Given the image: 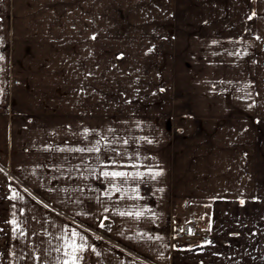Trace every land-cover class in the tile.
Here are the masks:
<instances>
[{"label":"crops","instance_id":"crops-1","mask_svg":"<svg viewBox=\"0 0 264 264\" xmlns=\"http://www.w3.org/2000/svg\"><path fill=\"white\" fill-rule=\"evenodd\" d=\"M261 2L250 12V0H0V264H63L61 245L79 233L37 214L3 177L8 135L22 125L19 138H37L24 122L34 117L57 121L55 142L70 130L74 204L135 208L115 217L109 232L120 248L79 233V264H142L123 248L153 264H264ZM115 46L150 48L149 77L134 66L121 75L140 78L142 89L150 80V92L113 119L119 129L111 135L109 77L95 105V72L105 73V52ZM9 110L24 119L8 118ZM89 148L99 151H75ZM111 168L132 175L112 187L104 175ZM188 207L206 218L208 241L170 250L167 219Z\"/></svg>","mask_w":264,"mask_h":264},{"label":"rangeland","instance_id":"rangeland-1","mask_svg":"<svg viewBox=\"0 0 264 264\" xmlns=\"http://www.w3.org/2000/svg\"><path fill=\"white\" fill-rule=\"evenodd\" d=\"M262 3H264V0H262L261 4ZM253 5L254 0H250V12H252L254 9ZM256 5L258 6L259 4ZM262 6V9H264V4ZM256 16L259 21H264L263 13H256ZM126 49H128V52ZM149 49L150 48L111 47L109 48V54L105 52L104 56L105 59H107L108 56L110 57L109 62L105 61V73L101 70H97L95 72L96 81L98 80L97 83H99L96 84L95 105H97L98 99L102 98L103 96L102 94L97 93L102 92V88L105 85L103 84V76L105 78L109 77L108 89L110 93H107V95H104L103 97L105 98V104L107 103L111 107V135H115V133L117 134L119 129L118 123H115L113 119L119 118V116H122V113L128 114L129 112L126 109L129 108L128 104L140 103L141 101L144 102L149 96L150 80L143 82L147 83V88L142 89L139 86L136 87V84L139 82L140 78L135 79V77H132L131 80H128L127 78L121 76L124 72V68L128 71L130 67L134 66V68L137 67L139 69V72L146 71L145 74L147 77H149L148 66L150 64L147 62L149 60ZM129 52L132 53L131 59L126 57ZM100 53L98 48H96V58L99 57ZM107 72H109V75ZM107 98L109 100H107ZM102 103L103 100L99 104L101 105ZM6 114L8 118L12 120L15 119L17 121L19 118L24 119L23 115L18 111L9 110L6 111ZM97 114L102 116V112H96L94 129L95 134H101L103 122L102 119H99ZM42 119L43 118L41 117L24 119L25 123L28 120L30 121L29 124L32 128L31 132L35 133L39 131V136L37 135V138L34 136L28 138L26 136L19 138L21 135L22 125H18L19 133H14V139L12 137V131L8 135V157L11 162V166L7 165L8 171L10 172L11 167L15 166L17 169L18 166V168H22L21 171L29 170L30 173L10 174L8 171H6L5 175L3 176L6 183L10 186H13L21 198L28 199L31 203V209L36 210L37 214L42 213L47 214L48 216H58L60 221L68 230H78L79 233L88 235L89 238H91V241L97 246L110 245L120 248L118 243H115L112 239H110V236L112 235H110L109 232H111L113 227H117V224L114 222L115 217H117L122 212L129 213L130 210H134L135 208L119 207V204L110 206H99L98 204L94 207L86 205L77 206V204H74L76 201L71 199L72 194L76 193L74 190H72V182L75 178V175L71 174L70 130H68L66 134L63 135L64 139L62 143L55 142L54 124L57 121L49 119V126H46L45 123L42 124ZM15 128L17 130V127ZM78 129L79 131L85 130L84 127H79ZM45 130H48L46 137L42 135L45 134ZM43 140L47 141L44 142ZM13 141L15 144L12 143ZM115 146H117V144H115ZM11 170L13 169L11 168ZM112 171H117V168H111L110 172ZM79 177L81 178L82 176ZM116 184H118V178L110 177V186L114 187ZM113 199L114 198L112 197V201ZM114 203L115 202H111V204ZM105 209H107V211H105ZM196 211V209L188 207L187 209L183 210L182 213H180L177 209V211H175L172 216L170 215V219H167V228L170 233L167 244L170 250H173L170 241L179 226L184 225L186 221L193 217L198 220L200 227L204 225L206 218L203 217L201 213ZM250 213H252V208H250ZM101 223L104 224V227H101ZM206 229L208 231V236H210V227L208 226ZM207 241L208 239L201 242V244H204ZM123 249H125L127 255L133 256V258L137 259L138 262L142 264H153L152 261L142 257L138 253L136 254L127 248ZM255 264H257V262Z\"/></svg>","mask_w":264,"mask_h":264},{"label":"snow or ice","instance_id":"snow-or-ice-1","mask_svg":"<svg viewBox=\"0 0 264 264\" xmlns=\"http://www.w3.org/2000/svg\"><path fill=\"white\" fill-rule=\"evenodd\" d=\"M0 59H3V57H0ZM3 69L0 68V72H2ZM0 91H2V89H0ZM125 143H127V141H125ZM149 143H151V141H149ZM75 151H99V148H89V149H75ZM161 172H156L154 173V175L152 176L153 179H155L157 176L161 175ZM104 175L106 177H113V178H128L130 177L132 174L131 173H126V172H120V171H112V172H104ZM137 175H141L139 173H137ZM117 191H119V189H116ZM241 203H243V201H241ZM105 211H107V209H105ZM132 215V213H121V215ZM136 216H141L143 215L142 212H137L135 213ZM10 223L12 224H16L15 220L10 221ZM101 227H104V224L101 223ZM21 235H23V233L21 232ZM80 234L73 231L71 233V237L72 238H68L65 240V243L63 245H61V248L64 249L63 251V255L65 257H68L67 259L63 260V264H79V261L82 259V256H80L79 254L82 253L85 250V245L83 243L78 244L76 242V240L74 239L75 237L79 236ZM65 236L67 237L68 234L65 233ZM81 240H83V237H80ZM61 248H57L56 251L60 252ZM69 249L71 251H69Z\"/></svg>","mask_w":264,"mask_h":264},{"label":"built area","instance_id":"built-area-1","mask_svg":"<svg viewBox=\"0 0 264 264\" xmlns=\"http://www.w3.org/2000/svg\"><path fill=\"white\" fill-rule=\"evenodd\" d=\"M198 220L191 218L182 226L177 228L170 243L174 250H183L197 246L208 237V231L201 228Z\"/></svg>","mask_w":264,"mask_h":264}]
</instances>
